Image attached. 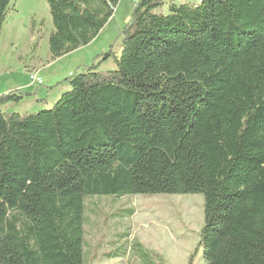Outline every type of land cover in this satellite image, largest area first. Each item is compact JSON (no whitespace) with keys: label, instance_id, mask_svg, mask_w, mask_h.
Returning a JSON list of instances; mask_svg holds the SVG:
<instances>
[{"label":"trees","instance_id":"1","mask_svg":"<svg viewBox=\"0 0 264 264\" xmlns=\"http://www.w3.org/2000/svg\"><path fill=\"white\" fill-rule=\"evenodd\" d=\"M44 1L54 60L120 0ZM164 5L134 0L120 56H97L115 69L81 66L51 109L0 95V264H83L85 197L155 194L203 197L205 264H264V0Z\"/></svg>","mask_w":264,"mask_h":264},{"label":"rangeland","instance_id":"2","mask_svg":"<svg viewBox=\"0 0 264 264\" xmlns=\"http://www.w3.org/2000/svg\"><path fill=\"white\" fill-rule=\"evenodd\" d=\"M164 1L163 11L171 0ZM133 4L134 0H120L91 43L53 61L47 46L52 23L46 2L10 0L0 33V95L30 83L24 66L38 59L46 66L40 77L49 98L35 102L33 96H25L3 111L24 115L51 109L70 90L63 80L80 74L81 66L100 63V72L113 71L111 59L102 61L97 56L109 50L120 56L122 31L131 20ZM129 211L133 212L130 217ZM83 217V264H205L198 247L201 195L87 196ZM107 254L115 257L108 259Z\"/></svg>","mask_w":264,"mask_h":264},{"label":"crops","instance_id":"3","mask_svg":"<svg viewBox=\"0 0 264 264\" xmlns=\"http://www.w3.org/2000/svg\"><path fill=\"white\" fill-rule=\"evenodd\" d=\"M50 59H51V57H50ZM53 61H55V59ZM79 66H81V65H79ZM79 66H76V68ZM44 67H46V66L45 65L43 66L42 63L39 62L38 59H36L34 61V63L31 64L30 66H24L25 73H27V75H28L30 72H36L38 74V77L41 79L42 84L41 85H31L30 83H28V84H26V85H24L18 89V91H20V92H21V90H25L26 93H31L32 96L34 97L33 100L35 102L46 101L49 98V96H48L49 92H47V90H44V87L43 88L41 87L44 82H43V78L40 77V74L43 72ZM27 70H29L30 72L28 73ZM44 78H47V77H44ZM50 86H53V85L51 84ZM17 114H19V113H17Z\"/></svg>","mask_w":264,"mask_h":264},{"label":"built area","instance_id":"4","mask_svg":"<svg viewBox=\"0 0 264 264\" xmlns=\"http://www.w3.org/2000/svg\"><path fill=\"white\" fill-rule=\"evenodd\" d=\"M28 79L31 85H41L42 84V81L38 77V74L36 72H30L28 74Z\"/></svg>","mask_w":264,"mask_h":264}]
</instances>
